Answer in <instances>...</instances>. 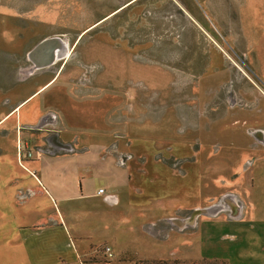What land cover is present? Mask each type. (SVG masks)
Masks as SVG:
<instances>
[{"label": "crops", "instance_id": "obj_1", "mask_svg": "<svg viewBox=\"0 0 264 264\" xmlns=\"http://www.w3.org/2000/svg\"><path fill=\"white\" fill-rule=\"evenodd\" d=\"M94 1L95 17L85 21L88 27L98 26L139 0ZM169 1L184 19L182 32L176 33L178 39H172L181 41V53L169 54L196 57L195 64L189 59L190 65L182 70L194 74L190 95L194 94L189 97V103L184 102L188 105L186 113L182 111L181 96L172 95L168 106L160 104L163 105L161 122L170 109L173 119L180 123L176 128L180 134L181 117L188 114V129L196 132L194 150L191 144L185 151H174L173 146L171 149L176 157H181L182 152H193L194 158L183 162L186 172H173L172 167L163 164L156 168L152 162H147L145 168V161L138 166L133 162L134 154L145 153L148 159L151 152L144 148L135 150L136 147L127 143L132 134L128 135L127 131L119 135L112 128L113 122L104 129L90 123L87 130H80L81 113L101 115L104 111L110 116L117 113L116 92L114 96L109 91L110 103L104 109L87 106L86 99L72 91L77 87L57 81L61 64L55 75L28 91L25 98L11 107L1 108L4 115L0 116V264H123L124 260L118 258L103 260L94 255L97 244L92 241L96 239L93 233H106L108 239L110 233L115 238L112 234L117 227L115 210L127 211V206L132 204L133 198L126 200L124 193L128 187L135 194L142 189L134 176L144 180L151 174L150 170L175 178L198 175L197 160L203 152L200 128L207 135L205 151L211 157L206 170H201L206 177L202 179L222 188L212 189L202 199L207 207L195 209L205 215L194 211L188 219L173 218V222L191 223L193 229L189 234L204 227L209 239L206 241L224 236L232 251L224 250L214 256L230 264H264V90L245 76L244 69L229 63L217 46L218 41L225 39L221 33L224 24L229 25L228 30L234 20L240 24L238 14L232 15L230 9L237 7L238 11L246 5L250 8L264 4V0ZM162 12L161 18L165 19ZM157 19L160 24L159 10ZM53 40L58 44L45 45ZM152 40L157 41L156 47L155 44L152 47L153 56L159 57L163 47L172 49L171 45H162L167 40L166 34L158 32ZM202 41L203 55L198 53ZM172 46L177 50L175 42ZM146 50L150 51L144 45L143 54ZM70 52L62 38L46 37L28 52L32 63L28 73L52 65L59 57L65 59ZM214 56L219 63L213 62ZM28 84L34 87L32 82ZM61 89L66 92L59 93ZM203 106L206 115L200 116L199 113H205L201 112ZM91 181L96 183L93 187ZM100 188L103 192L98 193ZM190 200L195 205L198 197ZM157 212L153 217H164ZM76 215L88 218L82 220L81 227H68L66 218ZM145 221L140 220V228ZM106 242L112 252L121 250L122 242Z\"/></svg>", "mask_w": 264, "mask_h": 264}, {"label": "rangeland", "instance_id": "obj_2", "mask_svg": "<svg viewBox=\"0 0 264 264\" xmlns=\"http://www.w3.org/2000/svg\"><path fill=\"white\" fill-rule=\"evenodd\" d=\"M94 6V0H0V116L4 115L1 109L3 105L11 107L18 103L27 96L28 91L55 75L63 64L57 81L77 87L72 91L77 97L85 98L87 106L98 105L104 109L110 103L109 91L112 90L114 96L116 92L117 113L111 116L104 111L100 112L101 115L81 113L80 130H87L90 123L93 127L104 129L113 122L115 127L112 128H116L119 135L127 131L128 135L132 134L127 143L136 147L135 150L144 148L146 152H151L148 159L145 153L144 156L134 154L133 162L138 166L145 161L143 165L146 168V163L152 162L156 168L163 164L172 167L173 172L185 173L186 163L184 165L183 162L192 160L193 152H182L181 157H176L171 149L173 146L174 151H185L191 144L194 150L197 146L196 132L188 129V114L186 118L181 117L180 134L176 129L180 123L173 119L170 109L160 121L163 113V105L160 104L168 106V103H172L169 100L181 96L185 114L188 105L184 102L189 103V97L194 94L190 95V80L194 74L182 70L190 65L189 59L194 60L195 64L196 57L170 55L181 53V41L177 40L176 33L183 30V15L169 0L165 3L162 0H139L98 26L94 24L88 27L85 21L94 19ZM248 6L238 11L237 7L230 9L232 15L238 14L240 24L234 20L230 23V30L227 28L229 25L224 24L221 33L225 39L218 41L217 46L224 51L229 63L244 69L245 76L264 90V4ZM96 8L99 9V6ZM157 10L160 12V24ZM163 10L165 19L161 18ZM158 32L164 36L166 34L167 40L162 45L172 47L170 50L163 47L159 57L152 54L153 44L156 47L157 43L152 38ZM52 36L67 42L71 48L70 55L65 59L59 57L52 65L29 74L32 63L28 52L42 39ZM174 42L177 50L172 46ZM201 44L204 45V42L199 43L200 54L205 50ZM144 45L150 49L146 50V54H143ZM214 57L213 62L219 63ZM29 82H32L33 88ZM58 91L66 92L65 89ZM49 101L53 102L52 99ZM205 111L206 106H203L201 112ZM199 114L206 115V112ZM198 134L203 145V152L197 160L198 178L195 174L188 179L175 178L156 170H150L151 174L144 180L134 176L138 186L142 184L139 187L142 189L135 194L128 187L129 190L124 193L126 195L123 194L126 200L129 197L133 199L131 206H127L129 212L115 210L117 227L112 233L115 238H111L110 233L107 236L111 240L105 238L106 233H93L96 239L92 241L97 244L94 255L103 260L118 258L124 260L123 264H134L138 260L157 259L198 261L203 257H215L224 250L232 251L224 236L206 241L209 239L203 232L206 231L204 227L195 234H189L193 229L191 223L177 225L173 222V218L188 219L195 209L207 207L208 204L202 199L212 189L222 188L215 183H205L202 179L206 177L201 174V170H206L211 157L205 151L208 147L207 135L201 128ZM192 170L195 171L194 166ZM95 184L91 181L90 187ZM197 197L194 205L190 199L195 200ZM157 211L164 217H153ZM200 213L205 215L203 211ZM86 218L76 215L69 220L66 218V224L70 228H77V225L81 227L82 220ZM141 219H147V224L142 228L139 226ZM106 240L110 244L122 242L121 250L114 253L110 249L111 255H108L105 251L106 246L109 247Z\"/></svg>", "mask_w": 264, "mask_h": 264}, {"label": "trees", "instance_id": "obj_3", "mask_svg": "<svg viewBox=\"0 0 264 264\" xmlns=\"http://www.w3.org/2000/svg\"><path fill=\"white\" fill-rule=\"evenodd\" d=\"M134 264H230L226 259L211 257H203L198 261H182L178 259L166 260V259H157V260H138L134 261Z\"/></svg>", "mask_w": 264, "mask_h": 264}, {"label": "built area", "instance_id": "obj_4", "mask_svg": "<svg viewBox=\"0 0 264 264\" xmlns=\"http://www.w3.org/2000/svg\"><path fill=\"white\" fill-rule=\"evenodd\" d=\"M101 192H103V188H100L98 190V193H101ZM105 251L107 252L108 255H111L110 248L108 246H106Z\"/></svg>", "mask_w": 264, "mask_h": 264}, {"label": "water", "instance_id": "obj_5", "mask_svg": "<svg viewBox=\"0 0 264 264\" xmlns=\"http://www.w3.org/2000/svg\"><path fill=\"white\" fill-rule=\"evenodd\" d=\"M48 43L49 44H58V41H56V40H53V41H50V42L48 41V42H45V45H47ZM199 212H201V210H196L195 211V213H199Z\"/></svg>", "mask_w": 264, "mask_h": 264}, {"label": "bare ground", "instance_id": "obj_6", "mask_svg": "<svg viewBox=\"0 0 264 264\" xmlns=\"http://www.w3.org/2000/svg\"><path fill=\"white\" fill-rule=\"evenodd\" d=\"M55 51H57V50H55ZM57 53V52H56Z\"/></svg>", "mask_w": 264, "mask_h": 264}]
</instances>
